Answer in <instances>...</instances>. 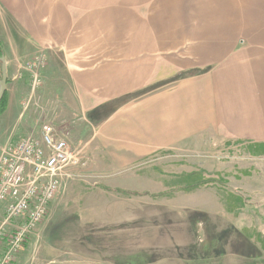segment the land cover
Segmentation results:
<instances>
[{
  "label": "crops",
  "instance_id": "0c3cea01",
  "mask_svg": "<svg viewBox=\"0 0 264 264\" xmlns=\"http://www.w3.org/2000/svg\"><path fill=\"white\" fill-rule=\"evenodd\" d=\"M0 41L8 85L43 55L41 94L63 102L72 143L104 146L95 161L233 142L264 190V0H0ZM18 106L5 112L22 133Z\"/></svg>",
  "mask_w": 264,
  "mask_h": 264
},
{
  "label": "rangeland",
  "instance_id": "374dc122",
  "mask_svg": "<svg viewBox=\"0 0 264 264\" xmlns=\"http://www.w3.org/2000/svg\"><path fill=\"white\" fill-rule=\"evenodd\" d=\"M34 59L22 61L20 71L27 76L21 86L6 85L3 103L9 111L31 98L32 110L22 133L12 126V112L0 115V146L12 137L39 136L51 121L87 162L64 180L16 264H264V190L257 191L260 178L247 175L256 167L250 145L244 146L250 153L233 142L197 152L161 151L112 170L94 160L104 146L90 153L71 142L63 102L41 94L44 69L41 86L33 88L24 67ZM2 75L0 64V80ZM29 118L34 127L26 124ZM232 156L238 159L228 160ZM260 171L264 175L263 162Z\"/></svg>",
  "mask_w": 264,
  "mask_h": 264
},
{
  "label": "built area",
  "instance_id": "2783aa9c",
  "mask_svg": "<svg viewBox=\"0 0 264 264\" xmlns=\"http://www.w3.org/2000/svg\"><path fill=\"white\" fill-rule=\"evenodd\" d=\"M43 56L27 63L36 89L42 84ZM33 102L29 98L24 110ZM51 121L43 123L38 136L12 137L0 146V245L6 241L0 264H14L32 234L43 222L64 180L86 165L87 159L66 137L58 135ZM11 226V229L9 227Z\"/></svg>",
  "mask_w": 264,
  "mask_h": 264
},
{
  "label": "water",
  "instance_id": "95a60500",
  "mask_svg": "<svg viewBox=\"0 0 264 264\" xmlns=\"http://www.w3.org/2000/svg\"><path fill=\"white\" fill-rule=\"evenodd\" d=\"M1 67H2V79L0 80V102L2 100V97L4 95V92L6 91V85H7V63L5 57L0 58Z\"/></svg>",
  "mask_w": 264,
  "mask_h": 264
},
{
  "label": "trees",
  "instance_id": "16d2710c",
  "mask_svg": "<svg viewBox=\"0 0 264 264\" xmlns=\"http://www.w3.org/2000/svg\"><path fill=\"white\" fill-rule=\"evenodd\" d=\"M1 57H5V51H4L3 45L0 41V58ZM5 99H6V91L4 92V95H3L2 100L0 102V115H2L5 111V107H3V103H4Z\"/></svg>",
  "mask_w": 264,
  "mask_h": 264
}]
</instances>
